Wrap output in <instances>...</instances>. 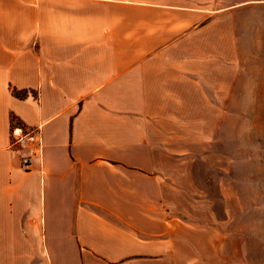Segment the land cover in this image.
<instances>
[{"label": "crops", "instance_id": "1", "mask_svg": "<svg viewBox=\"0 0 264 264\" xmlns=\"http://www.w3.org/2000/svg\"><path fill=\"white\" fill-rule=\"evenodd\" d=\"M257 9L0 0V264H245L192 175L223 161L192 152L264 96Z\"/></svg>", "mask_w": 264, "mask_h": 264}, {"label": "rangeland", "instance_id": "2", "mask_svg": "<svg viewBox=\"0 0 264 264\" xmlns=\"http://www.w3.org/2000/svg\"><path fill=\"white\" fill-rule=\"evenodd\" d=\"M256 13V24L263 25L259 15L264 11L257 9ZM257 89V93L264 92V86ZM257 96L224 97L223 141L218 139L209 150L192 152L195 159L223 161L221 169L196 162L192 175L201 179L199 185L207 186L209 197L203 200L211 219L221 228L239 233L245 264H264V96Z\"/></svg>", "mask_w": 264, "mask_h": 264}]
</instances>
